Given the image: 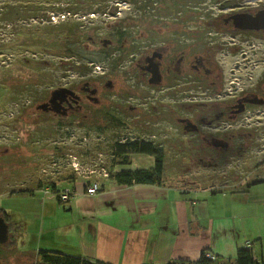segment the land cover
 <instances>
[{
  "label": "rangeland",
  "instance_id": "1",
  "mask_svg": "<svg viewBox=\"0 0 264 264\" xmlns=\"http://www.w3.org/2000/svg\"><path fill=\"white\" fill-rule=\"evenodd\" d=\"M4 1L6 0H0V213L10 223V232L8 240L0 242V264H34L41 250L61 252L55 249L61 247L68 238V225L74 222L76 212L70 203L73 197L60 204L57 195L65 190L71 191L73 195L75 182L84 181L85 184L88 180L102 187L101 183L111 178L104 175L103 169L111 175L112 170L117 174L122 171L143 170L149 164L154 166L155 158L152 156L149 161L138 158L143 155L139 153L126 154L122 158L116 155V142L128 143L137 139L138 131L132 126L115 130L106 128V132H103L104 128L90 129L87 125L80 124L79 120L69 124L68 121L77 115L73 112L61 114L65 108H54L63 96H66L68 102L69 97L75 100L84 97L83 93L77 91L79 84L90 82L91 88L101 89L95 95L99 103H90L91 112L96 113L97 110L102 114V110H106L110 104L113 111L121 109L117 112L118 115H122L126 121H132L133 106H148L147 100L136 99L135 82L141 59L152 50L161 47L185 50L188 70H192L190 65L198 58L208 57L210 63L219 64L224 70L223 78L227 86L235 79L232 74L242 80L243 77H250L249 80L253 82L260 79L264 72L263 38L248 35L231 38L221 33L207 34L210 32L207 23L198 15H208L214 8H194L190 1L182 3V0H175L171 9L165 10L161 0H151L146 6L144 4L149 0H136L135 4L120 0L116 4L115 14L108 12L103 16L73 18L82 20L81 29L86 35H90L94 28L95 43L86 45L99 49L105 44L108 49H114L109 60L97 66L88 65L90 71L80 74L75 67L69 68L61 63L56 47H40L30 42L28 36V29L34 30L36 27L69 20L67 14L61 16L54 11L49 20H6ZM9 1L11 4L25 5L37 0ZM205 2L208 6L214 5L212 0ZM62 4L65 6L66 2L63 0ZM219 11L220 7L215 8V13ZM120 27L128 34L122 45L117 42V29ZM33 34L39 37L44 35L37 32ZM62 45H65L64 42ZM45 48L53 50L50 52ZM235 48H240V54H232L236 51ZM261 58L263 61H260ZM71 61L77 65V59L72 58ZM140 77L146 75L141 71ZM194 79L188 77V81L193 82ZM143 86L140 85L141 92L146 90L150 95H156L157 91L150 92L153 89ZM71 89L74 94L69 92ZM198 89L194 83L187 84L184 89L187 97V121L194 127H187L181 157L177 156L169 141L166 143L170 150L164 152L165 172L184 174V187L191 190H195L197 185H212V174L220 181L225 177L233 179L228 180V186L231 192L235 191V194L229 196L235 209L234 243L239 249H251L259 261H264V149L258 158L250 154L251 163L246 164L249 159L245 163L242 161L243 155L247 158L243 150H250V145L257 148L264 144V108H255L246 120H236L242 122V126L251 124L250 129L243 130V134L239 135V131L235 130L237 140L228 154L229 161L239 159L240 162L237 161L238 165H221V149L197 137V96H201ZM65 90L68 93H62ZM58 91L61 93L55 95ZM52 96V100L57 101L51 107L52 111H40V103H45ZM151 104L159 106L157 103ZM169 105L175 106L176 103L171 102ZM65 107H68L67 103ZM163 115L162 111L159 119L142 118L147 126L139 137L151 139L154 135L162 141L167 138L165 133H176L174 128L179 126L166 124L162 119ZM99 124L103 127L102 122ZM164 125L167 132L159 129ZM159 131L162 134L156 133ZM241 137L242 140L239 141ZM201 150L202 153L199 152ZM124 158L126 159L123 160ZM217 164L221 166L217 168ZM215 167L218 172H215ZM239 175L243 177L239 179ZM56 189L60 193L55 194ZM199 193L201 191H190L186 195L189 200L197 202L201 199L198 197Z\"/></svg>",
  "mask_w": 264,
  "mask_h": 264
},
{
  "label": "crops",
  "instance_id": "2",
  "mask_svg": "<svg viewBox=\"0 0 264 264\" xmlns=\"http://www.w3.org/2000/svg\"><path fill=\"white\" fill-rule=\"evenodd\" d=\"M262 146L250 145V150H243L247 157L243 155V163L247 159L246 164L251 163L250 154L258 158ZM138 158L150 161L152 157L143 154ZM237 161L218 160L221 165H238ZM212 178V185H197L195 190L119 185L106 179L95 195L87 194L84 181L75 182L70 195L76 212L74 222L67 226L68 238L55 250L108 264L196 261L204 250L234 260L239 247L234 243L235 209L229 197L235 191L231 192L228 186V180L233 179L225 177L220 181L214 174ZM190 191H201V199L189 200L186 193Z\"/></svg>",
  "mask_w": 264,
  "mask_h": 264
},
{
  "label": "flooded vegetation",
  "instance_id": "3",
  "mask_svg": "<svg viewBox=\"0 0 264 264\" xmlns=\"http://www.w3.org/2000/svg\"><path fill=\"white\" fill-rule=\"evenodd\" d=\"M189 1L193 3L194 8H214L213 12L209 13L208 15H198L199 18H203L204 20H211V26H209L210 32L207 34L212 35L214 33H221L230 36L231 38L232 36L237 37L238 35H248L250 37L255 36L264 39V30H243L236 28L233 18V16L238 14L256 16L259 12L264 11L263 0H243L238 5L236 2L241 0H212L214 5L210 6L206 5V0H182V3H187ZM217 7H220L219 13H215V8ZM203 10L206 11L205 9ZM196 12L198 13V11ZM204 14H206V12ZM215 23L219 25H215ZM235 49L236 51L232 52V54H240V48ZM260 61H263V58H261ZM186 66L187 58L185 50L178 51L177 49L172 50L161 47L156 50H152L150 54L147 53L141 59L139 67H137L138 71L136 72H139V74L136 76L137 82H135V89L137 90L135 92V96L137 97L136 99L140 100L141 98L147 100L148 106L145 108H139V106L136 105L133 106L132 121H126L122 115H118L117 113L118 111H121V109L116 108L117 111H113L109 104L107 105L106 110H110L112 115L110 116V119L106 118L104 123H102L103 128L106 129L108 127L107 129L111 128L112 130H115L117 128H127L128 126H132L134 130L138 131V137L134 141L154 143L156 146L162 148L163 152L170 150L166 147V143L169 141L171 148L176 151L178 157H181L182 147L184 146L183 142H186L185 133L188 129L187 127L188 125L192 126V124L188 123L187 121L188 118L185 108L187 105V97L185 96L184 89H186L187 84L194 83L200 89H198V92L201 94V96L199 95L200 97L197 96L198 112H196V119L198 121L197 125L195 126L197 129V137H201V141L210 143L213 147L221 149L222 160L227 161L229 159L228 154L231 151L230 149L233 148L234 141L236 142L237 140H235V130L239 131L240 135L241 133L243 134V130L250 129L251 127L250 123L249 126H242V122L237 121L246 120L249 114H253V110L257 107L264 108V72L260 79H257L253 82L249 80L250 77H243L244 80H242L238 79L237 75L232 74L235 79L231 80L227 86V82L223 78L225 74L224 70L219 66V64L215 65L210 63L208 57L198 58L195 63L190 65L192 70H188ZM141 71L146 75V77H140ZM189 73L191 74L189 75ZM188 77H194L195 79L193 82L191 80L188 81ZM235 81H238V83ZM110 84L111 82L107 84L108 87H110ZM141 84L147 89H153L150 90V92L152 91L155 93V91H157L156 95H150L146 90V92H141ZM79 85V90L77 91H79L78 93H83L84 97H80L76 100L73 97H69L68 102L66 101L67 98L65 99L66 96H63L59 105L55 99L52 100V96L45 103H40L38 109L40 111L41 109H47L48 112L52 111L51 107L53 104H55V102H57L55 107H53L55 109L65 108L61 114L68 115V113L72 112H83L86 110L84 107H89L91 102H94V104L99 103V99L95 95L98 94L99 90H101L100 88H91L90 82ZM92 91H95L96 93L93 94ZM69 92L74 94V90L72 89L69 90ZM177 92H179V95H177ZM59 93H61V91L55 92V95ZM62 93H68V91L65 90ZM150 100H152V102H150ZM167 100H169V102H166ZM171 102L176 103V105H169ZM66 103L68 107H65ZM151 103H157L159 106L155 107ZM113 104L114 103H112L111 106H113ZM146 109L147 111H145ZM162 111L165 114L163 115L162 119L167 122L166 124L179 126L174 128L177 132L172 133V131H170L165 133L164 135L167 138L162 141H159V139H157V137L154 135L151 136V139L145 137L141 139L139 135L142 133L141 131H143L147 126L142 118L148 117L151 119H159ZM57 112L60 113L58 110ZM262 113L264 115V111ZM114 115L116 119H119V121L121 120L120 122H123L122 126H111L113 123L110 120H112L111 117H114ZM84 117H86L85 114ZM159 129L161 132L164 130L167 132L165 125L159 127ZM160 131L156 133L162 134ZM168 134H170V137H168ZM245 135H242V137ZM173 137L175 138L172 139ZM242 137L239 139V141L242 140ZM199 152L202 153L203 151L201 150Z\"/></svg>",
  "mask_w": 264,
  "mask_h": 264
},
{
  "label": "trees",
  "instance_id": "4",
  "mask_svg": "<svg viewBox=\"0 0 264 264\" xmlns=\"http://www.w3.org/2000/svg\"><path fill=\"white\" fill-rule=\"evenodd\" d=\"M66 5L63 6V0H37L32 1L29 4H11L9 0L4 1L6 20L8 18L11 21L15 19H25L28 22L31 19L35 18H49L51 17L52 12H57L58 15L65 16L67 14L69 20L63 21L59 24H48L37 29H28V36L30 42L40 47H56L57 56L61 58V63L69 68L75 67L80 74H86L90 69L88 65L97 66V64H102L109 60L113 55L114 49L105 47L103 44L99 49L89 47L88 44H94V28L91 31V34L86 35L85 32L81 29L82 20H77L73 18H86L94 17L95 15L103 16L108 14H115L117 12V3L120 0H64ZM175 0H161L165 5V10H170L174 5ZM112 2V4H110ZM124 2L136 3V0H124ZM149 2V3H147ZM145 2L150 4L151 0ZM171 3V4H169ZM63 6V7H62ZM9 16V17H8ZM190 16V15H187ZM211 20H205L207 28L211 26ZM34 27V26H33ZM61 28V29H60ZM43 33L41 37L35 36L33 33ZM118 39L117 42L122 45L124 40L128 38L127 31L120 27L117 29ZM84 40V41H83ZM60 41V42H59ZM64 42L65 45H62ZM54 46V47H53ZM47 49V48H45ZM62 49V50H61ZM53 50V49H52ZM50 49H47V51ZM64 58L66 60H64ZM72 58L77 59V65L73 64ZM28 61V60H27ZM46 63V62H45ZM50 64V63H48ZM46 75V74H45ZM46 77V76H45ZM44 77V78H45ZM30 86V85H28ZM46 100V99H45ZM86 100V99H85ZM86 110L74 114L77 115L76 118L69 120V124L73 123L75 120L84 126L87 125L90 129L102 130L103 127L100 126L99 122L104 123L106 118L110 119L112 113L110 110H102V114L99 111L91 112V107H84ZM84 114L86 117H84ZM110 120L113 124L111 126H122L123 122H120L119 119L112 116ZM91 122V124H90ZM108 128V127H107ZM107 130L104 128L103 132ZM116 149V155L118 157H123L126 154L130 153H139L146 154L155 158L154 166L150 169L136 170V171H122L115 174L114 171H111L110 179L119 185H158L166 186L172 188L184 189V174H171L165 172V161H164V152L163 149L156 146L154 143H146L144 141H132L128 143L116 142L114 145ZM124 158L123 160H125ZM116 165V164H114ZM113 165V166H114ZM112 166V167H113ZM55 187V186H54ZM102 188L100 189V191ZM55 194H58L59 191L56 189ZM58 202L64 203L60 196L57 195ZM0 217L4 218L8 223L9 232H10V223L7 218L0 213ZM207 251H202L201 255L196 261L190 260H175L167 264H264V261H259L255 258L254 253L251 249L240 248L237 250V254L234 260H224L221 257L215 256V259L212 260L206 257ZM34 264H108L99 260H89L85 257H77L66 255L60 252L41 250L38 253V259Z\"/></svg>",
  "mask_w": 264,
  "mask_h": 264
},
{
  "label": "water",
  "instance_id": "5",
  "mask_svg": "<svg viewBox=\"0 0 264 264\" xmlns=\"http://www.w3.org/2000/svg\"><path fill=\"white\" fill-rule=\"evenodd\" d=\"M234 25L239 29L264 30V11L259 12L256 16L238 14L233 16ZM95 94V91H92ZM9 226L4 218L0 217V242L8 240Z\"/></svg>",
  "mask_w": 264,
  "mask_h": 264
},
{
  "label": "built area",
  "instance_id": "6",
  "mask_svg": "<svg viewBox=\"0 0 264 264\" xmlns=\"http://www.w3.org/2000/svg\"><path fill=\"white\" fill-rule=\"evenodd\" d=\"M76 170L78 171L79 169L76 167ZM103 173H104L105 176H109V173L106 170H104V169H103ZM85 188H86L87 194H89V195H95L101 189L100 184H98V183H91L90 181H87L85 183ZM70 195H71V191L65 190V191H62L59 196H60L61 200L66 203L68 201V199L70 198ZM206 257L207 258H210L212 260L215 259V255L212 254V253H210V252H207L206 253Z\"/></svg>",
  "mask_w": 264,
  "mask_h": 264
}]
</instances>
